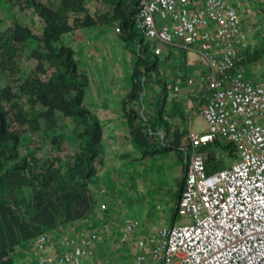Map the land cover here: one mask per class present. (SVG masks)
I'll return each instance as SVG.
<instances>
[{"label":"trees","instance_id":"obj_1","mask_svg":"<svg viewBox=\"0 0 264 264\" xmlns=\"http://www.w3.org/2000/svg\"><path fill=\"white\" fill-rule=\"evenodd\" d=\"M74 1L0 0V264H15L18 254L32 251L39 234L45 237L49 250L55 249L53 230L61 223H72L94 212L95 199L88 196L89 180L94 177L97 181L95 166L102 150L103 122L82 106L81 99L89 83L87 70L93 75V83L103 88L97 73L100 62L81 60L75 54L78 44L70 46L65 42L67 34L80 39L83 30L101 27L106 30L103 33L109 34L110 27L119 26V41L133 63L131 89L121 103L123 115L112 119L120 131L109 138L110 144L120 148L129 135L140 150L131 162L153 158L164 146L179 159V185L184 184L187 162L177 147L182 136L178 130L171 131L173 112H161L165 76L160 72L166 56L177 47L168 44L162 58L158 55L162 52H155L156 46L134 26L138 0H118L119 4L108 6L103 15L97 10L79 11ZM227 1L235 5L234 1L240 0ZM94 2L80 0L79 6ZM203 2L191 1L196 8ZM98 16L99 21H93ZM247 48L236 67L252 65L264 53V45L253 47L247 43ZM181 67L191 71L190 65ZM188 78L183 74L178 81L184 85ZM104 87L108 90L107 85ZM146 87L160 91L161 105H153L150 100L143 104L141 93ZM200 88L203 92L216 90L205 85ZM195 90L192 87V92ZM178 100L181 104L185 101L181 92ZM70 117L75 123L70 129L72 136L61 132ZM159 142L161 148L156 149ZM216 146L221 154L218 159ZM58 155L69 156L73 161L56 158ZM206 155L209 171L220 169L237 157L236 147L230 142L213 143ZM114 160L117 166L113 173H120L122 162ZM121 206L122 202H113L107 211L99 213L101 219H112ZM174 216L175 213L172 221ZM63 260L69 263L66 258Z\"/></svg>","mask_w":264,"mask_h":264},{"label":"built area","instance_id":"obj_2","mask_svg":"<svg viewBox=\"0 0 264 264\" xmlns=\"http://www.w3.org/2000/svg\"><path fill=\"white\" fill-rule=\"evenodd\" d=\"M191 1L139 0L138 24L150 40L197 47L212 69L234 68L247 49L234 5L204 0L196 8ZM211 85L218 89L200 113L210 133L237 146L240 160L207 174L202 159L192 157L178 208L183 221L140 241L137 264H264V85L240 73L226 88Z\"/></svg>","mask_w":264,"mask_h":264},{"label":"clouds","instance_id":"obj_3","mask_svg":"<svg viewBox=\"0 0 264 264\" xmlns=\"http://www.w3.org/2000/svg\"><path fill=\"white\" fill-rule=\"evenodd\" d=\"M103 4L104 5H101V8L97 10L101 12V15H103L108 10V6L117 5L119 4V2L118 0H108ZM94 8L95 7H93L92 11L95 10ZM237 14L240 20V28H241L242 24H244V21H243L242 16L239 14V12H237ZM138 15H139V7H138L137 15L136 17H134V26L137 28V30L143 35V37L147 41L153 43L154 46H156V49L159 50L158 52H156V49H155L156 53L164 52L165 49L167 50L168 47L166 46L168 44L174 45L175 43H178L181 48L185 50H189V49L194 50L196 54L198 53L200 54L199 49L197 47L187 46L185 45L183 41L178 40V39L173 40L171 43H160L157 40L148 39L146 37L145 30L143 29V27H141L138 24V19H139ZM100 16H98L97 18H94L93 21H99L98 18ZM110 29L111 31L114 32L115 35L118 36V32H120V28L118 25L115 24L113 27H110ZM86 33L88 32L83 30V35H85ZM104 38H107V37H104ZM109 40H111L109 44L112 46L114 44L113 37H111ZM82 48H85V46L81 45V52L80 50L79 51L75 50L76 52L75 54L81 55L83 51ZM245 50L247 49L239 50L238 56H240L241 53ZM177 51L178 53H181V50H177ZM200 55L202 56V54ZM204 62L206 61L204 60ZM228 70H231V69H228ZM18 71H20V69L16 68V73H19ZM87 77L89 79V83L84 90V93L81 99V104L86 110L90 112V114L92 112L95 116H98V111H99L98 105L99 103L101 104L100 97L102 95L99 94L100 91L98 90V87L96 86L95 83H93V75L88 70H87ZM173 78L174 76L170 74V75L165 76V79H164L165 101H167L168 99L170 101V105H166L165 103H162V107H161V109L163 110L161 111L162 114H168L169 112H167V110H170V112H173L174 98L176 97L178 99L180 95V87L178 84H174ZM191 81L192 83L189 84V79H188L187 83L189 85H193L192 87H196L194 85V81L192 79ZM208 81L210 82V80ZM247 81H250L253 83L256 82L253 79H250ZM175 87H176V90L174 89ZM208 87H209V84L207 88ZM212 88H215V87L211 85L210 89ZM217 89L218 88H216V90ZM112 91L114 90H111L110 92H108V97L110 100L114 99L115 91L114 92ZM211 93H213V91L206 90V92L203 93L204 94L203 97L201 98V104L196 105L193 108L185 109L184 107H182V104L180 103L179 109L178 108L175 109L176 111L175 114L179 112V115L182 117L181 128H180V135L182 136V138H181L180 145H178L177 147L181 150V154L184 155L183 158H184V161L187 162V168H186V172L184 175V184L180 186L178 182L177 205L174 211L175 216H174L173 221L171 219L169 226L160 224L153 231H149V232L147 231L142 234L140 233L141 231L140 222L135 218H130L124 215L122 206L119 207V209L116 211L112 219H107V220L101 219V216L99 214L100 212L107 211L111 207L113 202H121V193L117 187L118 182L114 181L115 180L114 178L109 179L108 177L109 175H107L105 178L103 177L102 169L106 165L103 161L104 157L107 155L108 152L114 151L116 152L115 157L117 159H120L124 157V153H126V151H129L131 149V145L133 144L130 136L128 135V139L122 147L118 148L117 151L111 150L110 145L104 144L103 142L104 127L101 126L102 127V138L100 141L102 143V150L100 152L101 154L100 158L97 160L96 166H95V170H96L95 175H97V181L94 177L90 178L89 182L91 183V187L89 188V191H90L89 194L87 193L89 198L91 197L95 199V207L92 210L94 211L93 214L90 213V214H87V216H85V217H89L90 219L98 218L101 222L100 228H97V227L94 228L95 226H92L91 223L87 225H83L78 228L75 225L69 226L71 224L70 222L61 223L62 225L58 226L57 228L59 229V233L57 235H55L54 233L55 230H53V238L55 239V249L49 250L48 248L49 244L46 242L45 237L43 236V234H39L37 235V238L35 239L34 249L32 251L28 249V252L31 255L28 258L25 257V261H26L25 264H36V262H40V264H76L77 262L81 260L88 259L89 257H91L95 252V248H98L100 246L104 248L110 247L111 244L109 243V241L112 242V247H122L125 245L129 246L130 252L129 254H125L126 258L128 256L131 257L132 264H137L136 259H137V256L140 254V249H139L140 241L144 242L150 233H156L158 229L161 230L164 228L172 227L183 221L182 218L181 220L176 221V216H179L178 208L183 198V194H184L183 192L187 190V180H188V175H189V170H190L189 166L190 164H192V157L199 156L202 159L203 168L205 169V172H207V174L219 173L227 169L228 167H231L233 164L237 163L240 160L237 146L230 140L222 139L223 136L221 134L213 133V132L210 133L207 122L205 121V119L202 117L200 113L208 96H210ZM115 101H117V109L116 110L114 109V113L123 115L121 111L122 102L118 98V96H116ZM193 112H195V114H193ZM155 113H156V108H155ZM189 113L191 114V117H194V119H197V117H200V119L199 120L197 119V122H195L196 124L200 125L204 123L205 126L202 127L201 129L193 130L191 128V124L189 123V118H190V117L188 118ZM179 125H180L179 121L175 123L176 127ZM74 126H75V123H74L73 118L72 117L67 118L65 127L63 128L61 132H63L64 134L68 136H72L70 129L73 128ZM113 129L118 132L120 131L117 127ZM110 131H112V128ZM58 132H60V130ZM203 137H206V138L203 139ZM195 140H197V142H195ZM221 142H230L233 145H235L237 157L233 161L225 162L224 166L220 167V169L209 171L206 169V165L208 164L207 155H206L208 147L211 146L213 143H221ZM125 145L128 146L127 149L124 148ZM218 149L219 147L216 146V151H215L216 159H218L221 155L217 153ZM56 158H62L63 160L68 161L69 163H72L73 161V159H71V157L69 156L62 157L58 155ZM99 164H102V166L99 167ZM116 195L119 196L118 200L115 199ZM49 253H51V255L50 257H47ZM21 256H23V254H18L16 256L15 264L22 263ZM33 258L37 259L36 262L33 261ZM63 258H66L69 261V263L65 262ZM56 260H59V261H56ZM143 264H145V262Z\"/></svg>","mask_w":264,"mask_h":264},{"label":"rangeland","instance_id":"obj_4","mask_svg":"<svg viewBox=\"0 0 264 264\" xmlns=\"http://www.w3.org/2000/svg\"><path fill=\"white\" fill-rule=\"evenodd\" d=\"M105 0H95L94 3L90 6L80 7V0H75L74 5L77 10L79 11H92L93 7L95 10L101 8L102 3H105ZM236 4L233 5L236 7L237 12L242 16L245 27H246V39L247 43L251 44L253 47H259L264 45V0H240L234 1ZM93 6V7H92ZM98 29H94L89 33H86V38L83 40V44L85 48L81 53L80 59L83 60L84 57L88 60V63H99V57L104 52L105 43H110L111 40L108 38H101L98 39H89L94 37L95 34L98 33ZM102 33L106 30H100ZM108 32V30H107ZM65 42L73 46L78 44L76 51L81 49V45L79 44L78 40L76 39H65ZM108 50L110 48H107ZM194 53V50H188L187 54L190 56ZM129 53L124 51V60ZM165 54V53H164ZM163 52L158 54L161 58L164 55ZM186 55L183 53H178L176 51L172 52L171 54L166 56L165 62L161 69L160 74L167 76L172 74L178 67H181L182 64L187 63ZM197 63H204L203 57L198 53ZM260 63L261 69L264 68V53L259 58V60L255 61L252 64V67L258 66ZM166 68L168 71L166 72ZM182 68V67H181ZM104 71H106L104 69ZM255 74V70H253V76ZM261 76V75H260ZM258 76V78H260ZM262 78V76H261ZM209 81L205 82V86H208ZM147 90V92H146ZM102 96L100 97V101L103 107L106 108L108 114H112L114 109H117V101L116 96L117 93L114 94V99H109L108 91L109 90H99ZM129 90H117L116 92L126 94ZM114 92V91H112ZM159 90H151V88L146 87L145 90L142 91L141 97L144 98V103L150 100V103L153 105L159 104L161 105V94ZM203 90H196V92L187 100L188 104L194 105L198 98L203 97ZM166 105H170V101H164ZM180 103L179 100L175 97L174 98V105H173V117H170L172 120L171 131L178 130L180 134L181 128V119L182 117L179 115V112L175 114V109H179ZM144 109V108H142ZM141 109V110H142ZM190 117V118H189ZM169 118V115H168ZM189 123L191 124V128L193 130L201 129L205 126L204 123L198 125L197 119L199 120L200 117L194 119L191 117V114H188ZM175 120L179 121L180 125L175 126ZM111 127H107L105 133L103 134V142L104 144L107 143L106 136L109 135L110 137L112 134L109 132ZM160 137V136H159ZM161 138V137H160ZM161 142L156 144V149L161 148ZM102 146V143H101ZM132 149L127 153L126 156L120 158L119 160L122 162L119 166V172L112 173L115 167L116 160L113 161L115 157L114 154L116 152L111 151L108 152L107 155L104 157V163L106 164L102 171L103 177L105 178L109 175V179H115L114 181L118 182V189L121 193V202H122V209L123 214L130 218L137 219L141 224V231L140 233H145L149 231H153L156 229L160 224L165 226H169L173 213L175 211L177 205V194H178V182H179V168L180 162L178 158L172 157V152L170 150H166L163 146L161 151L157 153V155L153 158L148 157L147 159L136 162H131L134 157H137L140 154V150L131 145ZM125 149L128 148L127 145L124 146ZM133 151V152H132ZM119 153V152H118ZM125 163V164H124ZM124 164V166H123ZM102 164H99L101 167ZM115 199L118 200L119 196L116 195ZM181 220V217L176 216V221ZM91 223L94 228H100L101 222L98 218L90 219L89 217H83L77 221L72 222L69 226L75 225L77 228L83 225H87ZM64 227V226H62ZM81 230V229H80ZM55 235L59 233V229L55 230ZM111 244V248L117 251L123 250V254H129L130 247L129 246H122V247H112V242L109 241ZM27 251V250H26ZM128 252V253H127ZM51 253L48 254L47 257H50ZM25 257H30L29 253H24L21 256V262L26 263ZM129 257V256H128ZM126 258L125 264L131 263V257ZM91 258V257H89ZM36 258H33V261L36 262ZM36 264H40V262H36Z\"/></svg>","mask_w":264,"mask_h":264},{"label":"crops","instance_id":"obj_5","mask_svg":"<svg viewBox=\"0 0 264 264\" xmlns=\"http://www.w3.org/2000/svg\"><path fill=\"white\" fill-rule=\"evenodd\" d=\"M99 31L97 34L94 35V37L89 39H98L99 37H107L108 40L113 37L114 44L111 46L108 43H105L104 48H110V50H105V54L100 55L99 60L100 63L98 64L97 73L98 77L102 82L103 88L107 85L108 90H114L115 93H117L118 98L121 100V102L125 99L124 93L116 92L117 90H130V72L132 67V57L130 54L126 57V60H124V48L122 44L119 41V36L115 35L113 31L110 29V33H102L101 27L97 28ZM241 30L244 34H246V28L245 25L242 24ZM92 29L87 30V32H91ZM86 38V34L83 35L80 39L75 38L72 34H67L64 36V39H76L80 43V45H83V40ZM174 46L177 47V50H181L186 55L187 63L186 65H190L191 71L188 69H182L175 71L172 73L174 76V84H178L180 87V92L182 96L185 97V101L182 103V106H185V109L193 108L196 105L201 104V98H198L194 105L188 104V99L196 92H192V86L189 85L192 83L191 79L194 81V85L196 86L197 90H202L200 87H204L205 82L210 80L209 87L207 89H210L211 81H216L221 83L222 88H226L230 86L231 80L233 79L234 75L236 73L242 74L245 80L253 79L254 83L264 85V68L261 69L260 64L258 63V66H255L254 68L252 65L248 64L245 66H238L232 68L231 70H220L218 68H210V66L207 63H199L198 65H195L197 63L198 54L195 52L188 56L187 51L179 46L178 43H175ZM248 49V48H247ZM166 50V49H165ZM164 50V51H165ZM127 52V51H125ZM244 52V51H243ZM243 52L238 57L237 61H240L243 56ZM167 54V52H165ZM102 64V65H101ZM104 69L106 71H104ZM253 70H255V74L253 76ZM183 74L185 76H189V84H180L178 82V79H180ZM262 78H261V76ZM260 76V78H258ZM205 80V82H204ZM198 83V84H197ZM103 88H98V90H107ZM99 94H101L99 92ZM102 95V94H101ZM204 95V94H203ZM205 99V97H204ZM98 116L100 120L103 122L102 126L104 127V133L107 127H111L112 131H109L113 137L115 134H118L119 132L114 130L115 126L112 124V119L115 116H122L121 114H108L105 107H103L100 103L98 105ZM195 114V112H193ZM103 133V134H104ZM110 136L107 135V143L110 145L111 150L118 149L117 145L110 144L109 141ZM126 261V255L124 256L123 250L117 251L115 249H112L111 247H98L95 248L94 254L91 256V258L81 260L77 262L76 264H125ZM132 263V258H131ZM18 264H24V263H18ZM129 264V263H127ZM145 264H152L150 261L145 262Z\"/></svg>","mask_w":264,"mask_h":264}]
</instances>
